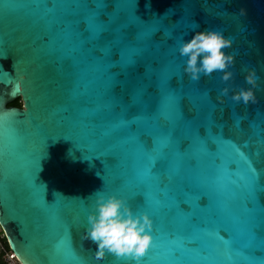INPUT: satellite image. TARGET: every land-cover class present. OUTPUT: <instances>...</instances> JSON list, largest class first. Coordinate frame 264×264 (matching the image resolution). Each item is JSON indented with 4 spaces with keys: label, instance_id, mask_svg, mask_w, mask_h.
<instances>
[{
    "label": "water",
    "instance_id": "1",
    "mask_svg": "<svg viewBox=\"0 0 264 264\" xmlns=\"http://www.w3.org/2000/svg\"><path fill=\"white\" fill-rule=\"evenodd\" d=\"M0 230L18 264H264V0H0Z\"/></svg>",
    "mask_w": 264,
    "mask_h": 264
},
{
    "label": "trees",
    "instance_id": "2",
    "mask_svg": "<svg viewBox=\"0 0 264 264\" xmlns=\"http://www.w3.org/2000/svg\"><path fill=\"white\" fill-rule=\"evenodd\" d=\"M9 106L21 108L22 103L20 99H17L14 102L10 103ZM9 254L12 253L3 233L0 231V264H18L16 260H14L15 263H12L10 260H8L7 255Z\"/></svg>",
    "mask_w": 264,
    "mask_h": 264
},
{
    "label": "built area",
    "instance_id": "3",
    "mask_svg": "<svg viewBox=\"0 0 264 264\" xmlns=\"http://www.w3.org/2000/svg\"><path fill=\"white\" fill-rule=\"evenodd\" d=\"M7 258H8V260L12 261L14 259V256H13V254H9V255H7Z\"/></svg>",
    "mask_w": 264,
    "mask_h": 264
},
{
    "label": "rangeland",
    "instance_id": "4",
    "mask_svg": "<svg viewBox=\"0 0 264 264\" xmlns=\"http://www.w3.org/2000/svg\"><path fill=\"white\" fill-rule=\"evenodd\" d=\"M0 231H1V230H0ZM14 260H15V259H13L11 262H12V263H15Z\"/></svg>",
    "mask_w": 264,
    "mask_h": 264
}]
</instances>
